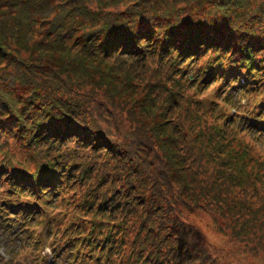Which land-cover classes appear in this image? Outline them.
I'll return each mask as SVG.
<instances>
[{
  "label": "trees",
  "instance_id": "obj_1",
  "mask_svg": "<svg viewBox=\"0 0 264 264\" xmlns=\"http://www.w3.org/2000/svg\"><path fill=\"white\" fill-rule=\"evenodd\" d=\"M153 64L166 68L168 85L151 76L159 71ZM129 74L147 80L141 104L162 120L157 128H173L164 115L176 111L185 119L193 96L214 82L234 108L230 123L240 119L239 128L264 139V0H0V147L9 135L24 155L0 160V230L9 244L30 241V226L67 199L75 213L99 217L44 223V235L63 236L67 246L57 251L71 254L70 264H220L203 256L200 236L178 219L184 211L172 193L177 183L187 196L199 184L214 221L235 225L233 239L256 241L264 253V208L234 209L225 191L259 157L248 150L243 156L242 148L226 158L216 143L194 137L195 178L159 145L163 165L155 163V144L145 150L136 127L123 134L124 118H111L118 93L133 94L141 83L128 85ZM197 130L189 132L199 137ZM170 139L164 130L162 142ZM95 173L103 185L125 181L129 191L93 189ZM74 185L82 190L70 194ZM188 199L181 201L191 209ZM132 244L131 259H123Z\"/></svg>",
  "mask_w": 264,
  "mask_h": 264
},
{
  "label": "rangeland",
  "instance_id": "obj_2",
  "mask_svg": "<svg viewBox=\"0 0 264 264\" xmlns=\"http://www.w3.org/2000/svg\"><path fill=\"white\" fill-rule=\"evenodd\" d=\"M152 66L154 69H158L156 64ZM158 70L159 71L154 70L151 76L154 77L155 80H161L168 85L169 83L165 80L166 75L164 74L166 68L162 66ZM138 81L141 83L136 87L133 94L121 96L118 93V96L113 99L116 104L115 107L111 108V113H113L111 118L116 121L121 120L122 117L125 119V121L122 119L119 123L123 134H125L128 129H132L133 126L134 128L136 127L138 129L137 134H139L137 136V143H140L145 150L146 147H152V144H155V147L159 149V145L160 148L166 151L165 153L174 156V161H179L180 158L188 178L190 176L196 177L193 171L197 167L194 153H189L191 149L189 143L192 142L191 138L196 137L193 139L195 143H198L199 139L202 138V143L207 141L216 143L223 149L226 158H230L231 156L236 158L239 157L241 154L240 149L242 150V148L244 149L242 150L243 156L247 150L250 151V157L251 153L256 154L259 157L257 166L253 168V164H255L256 161L252 156L251 160H249V165L243 170L244 174L240 176V180L235 184L229 183V185L225 187V191L229 194L232 203L235 202L234 209L242 208L243 205L244 207H246L245 205H250V207L257 209L264 208V166H260V164H264V139L256 136V133L253 134L252 132L244 131L241 127L239 128L238 123H240V119L236 120L235 124L230 123L234 108L219 97L220 94L215 90V83H211L207 90L198 95V98L196 95L193 96V103L190 105L193 117L190 116L191 112H187L184 119L176 111L172 116L164 115V117L168 119L171 117L170 122L177 123L176 125L173 124V128L169 126L168 122L160 128H157L162 120L157 117V115L147 114L142 108V104L144 102L146 103L148 92L146 87L147 80L144 78L140 80L132 74H129L125 80L128 85L132 82L139 84ZM188 92L192 93L191 90H188ZM244 101V99L241 100L242 103H246ZM138 104L141 106L137 107ZM165 104V102L162 104L164 108L166 106ZM229 113L230 115H227ZM135 115H138L137 119L134 118ZM186 118L192 122L197 121V126L190 127L186 123ZM141 129L144 132L143 134ZM172 129L175 134L172 132ZM164 130L172 134L173 139H170V141H174L173 144L166 145L162 142ZM196 130L200 132L198 134L199 137L189 132ZM144 134L147 138L143 137ZM121 136L123 135L121 134ZM184 141L187 142L184 144ZM2 142L0 147V160L3 158L8 160L24 159V155L18 154L21 150L19 141L7 135L2 137ZM138 148H140V146H138ZM158 149L157 151L154 149L151 153L156 156L154 160L155 163L163 165L158 159V156L163 157L162 152ZM236 149H239V152L234 154L233 151ZM149 157L152 158V156ZM97 168L98 164L95 165L94 169L96 170ZM252 168L255 172H253ZM157 174L163 177L160 171L157 172ZM98 178L99 175L95 173L91 181V183L94 184L93 189L95 190L112 192L114 189L121 186V192H123V190H125V193L129 191L125 181L122 185L118 182L115 184L111 182V184L103 185L101 182L97 181ZM176 184L177 183L174 184L173 188L179 193L180 189ZM193 189L191 194L193 197L192 200L188 199L191 195L178 194L175 191L172 193L176 195H174L176 205L178 206L180 204L181 212L184 211V214L181 215L180 218L178 217V219H180L183 225H188V223H190L197 238L200 236L198 244L199 247L203 248V256L209 259L212 258L211 255L216 256L219 260L222 259L220 264H264V253L260 250L257 242L252 241L248 246H245V243H242L243 241H238L235 237L234 240L231 235L233 231H235V225L233 228L228 224L222 223V221L215 222L213 214L204 207L206 204V195L202 191H199L200 185L195 184ZM81 190L82 187L80 185H74L69 193L80 192ZM2 196L5 195L0 188V197ZM186 199H188L187 201L192 210L182 203L181 200ZM101 200H105L106 203L108 202L105 198ZM196 202L201 203L199 205L204 208L201 207V209L194 210L196 208L195 205L198 204ZM202 204H204V206ZM72 208L71 203L67 204V199H59L54 207L47 208L42 217L43 221L31 225L27 230V233L32 237L30 241L12 239L13 245H10L5 238L8 232L0 230V264H70V262L74 260V258H70L71 254H68L66 251H57L67 246V244H64L63 236L59 233L44 235V223L48 220L55 223L56 227H59L62 223L61 227H63L76 217L99 218L93 213H75L72 211ZM249 213L251 214V212ZM82 224L88 226L85 221H83ZM261 228H264V225H261ZM14 231H19L18 226ZM13 235H16V233ZM132 248H134V244L126 246L125 251L120 254L123 259H131L129 250ZM238 248H240L239 250H247V252H237ZM118 264L124 263L121 261Z\"/></svg>",
  "mask_w": 264,
  "mask_h": 264
}]
</instances>
